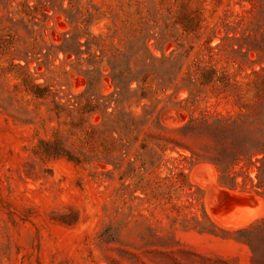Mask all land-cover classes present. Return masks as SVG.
<instances>
[{
  "label": "rangeland",
  "instance_id": "rangeland-1",
  "mask_svg": "<svg viewBox=\"0 0 264 264\" xmlns=\"http://www.w3.org/2000/svg\"><path fill=\"white\" fill-rule=\"evenodd\" d=\"M263 142L264 0H0V264H264Z\"/></svg>",
  "mask_w": 264,
  "mask_h": 264
},
{
  "label": "bare ground",
  "instance_id": "bare-ground-1",
  "mask_svg": "<svg viewBox=\"0 0 264 264\" xmlns=\"http://www.w3.org/2000/svg\"><path fill=\"white\" fill-rule=\"evenodd\" d=\"M211 170V169H210ZM196 181V180H195ZM200 186V185H199ZM210 186V185H209ZM205 188V187H204ZM206 189V188H205ZM213 190V189H212ZM208 192H210L209 190H208ZM214 192V191H213ZM210 196V195H209ZM211 200V199H210ZM259 202V201H258ZM262 210V209H261ZM256 214V213H255ZM250 223V222H249ZM244 224V223H243ZM233 225H231V227H232ZM236 226V225H235ZM242 226V225H241ZM245 226V225H244ZM234 228V227H233Z\"/></svg>",
  "mask_w": 264,
  "mask_h": 264
},
{
  "label": "trees",
  "instance_id": "trees-1",
  "mask_svg": "<svg viewBox=\"0 0 264 264\" xmlns=\"http://www.w3.org/2000/svg\"><path fill=\"white\" fill-rule=\"evenodd\" d=\"M262 147H263V150H264V142H263V145H262ZM260 162H264V159L262 158L261 160H260ZM258 169H260V168H258Z\"/></svg>",
  "mask_w": 264,
  "mask_h": 264
}]
</instances>
